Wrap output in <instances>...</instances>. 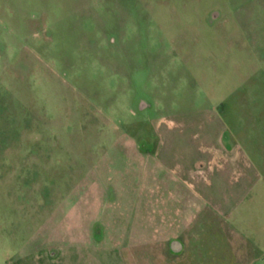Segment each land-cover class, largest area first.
Masks as SVG:
<instances>
[{
  "label": "rangeland",
  "instance_id": "obj_1",
  "mask_svg": "<svg viewBox=\"0 0 264 264\" xmlns=\"http://www.w3.org/2000/svg\"><path fill=\"white\" fill-rule=\"evenodd\" d=\"M0 264H264V0H0Z\"/></svg>",
  "mask_w": 264,
  "mask_h": 264
},
{
  "label": "water",
  "instance_id": "obj_2",
  "mask_svg": "<svg viewBox=\"0 0 264 264\" xmlns=\"http://www.w3.org/2000/svg\"><path fill=\"white\" fill-rule=\"evenodd\" d=\"M170 249L173 254L180 255L184 251V244L180 240L171 242Z\"/></svg>",
  "mask_w": 264,
  "mask_h": 264
},
{
  "label": "flooded vegetation",
  "instance_id": "obj_3",
  "mask_svg": "<svg viewBox=\"0 0 264 264\" xmlns=\"http://www.w3.org/2000/svg\"><path fill=\"white\" fill-rule=\"evenodd\" d=\"M225 137V136H224ZM225 139V138H224ZM229 148V147H228ZM202 168V167H201ZM196 169V168H195ZM231 215L230 212L226 213V217H229Z\"/></svg>",
  "mask_w": 264,
  "mask_h": 264
},
{
  "label": "crops",
  "instance_id": "obj_4",
  "mask_svg": "<svg viewBox=\"0 0 264 264\" xmlns=\"http://www.w3.org/2000/svg\"><path fill=\"white\" fill-rule=\"evenodd\" d=\"M241 170H242V168H241Z\"/></svg>",
  "mask_w": 264,
  "mask_h": 264
}]
</instances>
